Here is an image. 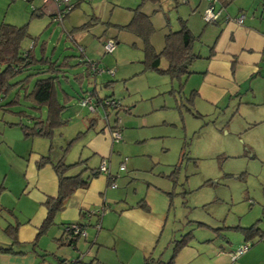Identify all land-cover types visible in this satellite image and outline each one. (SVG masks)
<instances>
[{
  "label": "rangeland",
  "instance_id": "obj_1",
  "mask_svg": "<svg viewBox=\"0 0 264 264\" xmlns=\"http://www.w3.org/2000/svg\"><path fill=\"white\" fill-rule=\"evenodd\" d=\"M51 1L0 0V20L18 26L26 24L28 33L38 36L34 46L37 56L43 40L46 54L53 59L72 55L74 66L67 69L68 81L61 83L67 92L84 95L95 89L99 97L113 96L118 100L116 114L115 108H109V122L114 124L117 119L121 138L113 143L110 163L116 178L107 188H116L125 205L141 198L154 205L155 223L158 221L159 227L150 249L152 255L166 260L175 239L189 230L197 236L205 229L197 228V222H205L219 235H227L231 244L235 243V237L242 235L223 226H250L256 222L264 227V75L250 77L242 83L240 94L227 96L218 105H196L195 95L190 94L191 80L183 76L181 81L185 82L178 93V80L146 68L141 39L111 24H126L133 9L139 6L150 15L154 28L150 41L159 51L155 48V39L158 37L164 44V35L169 28H179L180 19L196 17L199 33L202 26L211 24L198 12L200 0H178L177 3L174 0H72L79 2L70 13H74L77 24L85 22L87 27L71 32L67 31L70 27L65 22L64 29L63 21L51 20L48 14V8L53 9ZM31 5L45 7V14L32 16ZM109 36L114 38L117 47L113 52H106L103 47ZM203 36L209 37L207 33ZM199 39L194 43L196 52L202 51ZM31 42V37L24 38L22 49L29 48ZM79 47L84 57L97 61L100 68L113 69L116 74L102 72L80 81L75 79V73L85 71L84 64L80 63ZM38 69L41 67L37 65L24 70L13 81L34 74L27 85L30 87L36 78L44 76ZM13 94L14 91L0 101V181L5 180L7 188L16 192L23 184L27 164L16 149L19 142H34L33 138L23 137L17 124L6 123L18 120L4 110V103ZM7 108L38 114L22 98L20 104ZM40 114L44 117V108ZM95 114L97 120L92 127L87 119ZM64 116L68 122L54 133L51 150L57 153L59 148L66 162L83 160L82 166L73 167L78 170L85 165L97 167V153L80 151L86 134H94L105 126L101 106L93 114L74 97ZM109 136L106 127L102 135L104 143L109 142ZM120 161L125 164L122 170L118 169ZM99 176L106 178V173L101 172ZM3 192L4 200L10 193Z\"/></svg>",
  "mask_w": 264,
  "mask_h": 264
},
{
  "label": "crops",
  "instance_id": "obj_2",
  "mask_svg": "<svg viewBox=\"0 0 264 264\" xmlns=\"http://www.w3.org/2000/svg\"><path fill=\"white\" fill-rule=\"evenodd\" d=\"M177 1L174 0L175 3ZM51 2L53 9L48 8L50 17L57 9L56 4ZM207 4V0L199 1L200 16ZM32 6L39 8L34 5H31V8ZM213 6L215 11L219 10L217 19L207 22L211 23L207 26H202L200 33L197 30L198 19L190 18L191 15L186 17V23L191 32L201 39L204 37V40L199 39L202 51H198L200 57L196 59L197 61L195 60L197 63L191 73L194 76H188V80H191V90H196L195 104L201 106L218 105L227 96L240 94L242 83L250 77L264 75V0H232L224 6L219 0H215ZM40 8L41 15L45 14V7ZM240 14L243 15L241 23L232 20V17ZM226 16H230L231 19L225 20ZM64 22L70 27L67 30L69 32L75 31V27L83 24L75 22L73 12H69L64 17L62 26L65 29ZM204 33H207L209 37L203 36ZM162 47L163 41L160 42L157 37L155 48L160 51ZM166 65L167 60L161 57L160 66L166 67ZM115 74L116 72L113 73ZM57 96L61 99L59 92ZM109 108H115V114L117 113V107L114 106L102 109L103 118L106 120L104 128L107 123L109 127L118 124L117 119L114 124H110ZM92 113L94 114L95 111ZM93 117L91 125L89 120ZM96 120V114L90 115L87 123L93 127ZM104 128L102 127L94 134H86L82 141L83 149L80 152L82 153L85 149L89 153H97L99 163L105 158L112 174L110 161L115 141L109 136V142L104 143L102 139ZM34 138L32 144L24 143L25 141L19 142V147L16 149L27 161L21 188L14 192L12 188H7L5 180L0 181V247H10L9 251L0 250V264H71L75 260L79 261L77 264H142L147 256L159 257L163 264H169L172 251L166 260L160 256H153L150 251L159 227L158 221L155 223L154 205L142 198L125 205L120 192L116 188L108 189L107 179L99 176L100 173L91 179L86 188L77 189L67 198L64 209L57 212L53 224L38 234V229L46 216L44 201L47 196L57 194L58 181L49 163L37 167L36 162L45 154H49L52 161L63 157L66 162V159L58 147L57 153L51 150L54 139L51 138V141L48 138L40 139L44 137ZM58 143L59 147H62L60 141ZM67 163L71 162L67 161ZM79 170L71 168L68 174H74ZM3 191L10 193V196L4 200L2 199ZM141 201H145L147 207L140 206ZM103 206H105L104 209H102ZM89 211H100L98 229L93 227L97 216L87 215ZM262 214H264V207H262ZM77 222L88 223L87 235L79 236L70 242L69 240L71 238L73 240L74 237L65 232V226ZM201 223L203 224H199L197 228L202 227L206 231L203 229L197 236L193 234L177 251L171 264H264V239L254 240L246 252L232 259L230 252L246 241L244 236L241 234L242 237H235V243L231 244L227 235H219L212 226L205 222ZM257 226L264 230V227L259 226L258 223Z\"/></svg>",
  "mask_w": 264,
  "mask_h": 264
},
{
  "label": "trees",
  "instance_id": "obj_3",
  "mask_svg": "<svg viewBox=\"0 0 264 264\" xmlns=\"http://www.w3.org/2000/svg\"><path fill=\"white\" fill-rule=\"evenodd\" d=\"M25 1L30 2L31 0ZM149 1L157 2L159 0ZM219 1L222 6H224L232 0ZM78 2L79 1L71 2V10L78 4ZM41 12L42 9L40 7H34L31 9L32 15H41ZM111 24L118 29L130 31L139 37L141 39V47L144 54L142 61L146 68L161 75H168L170 79L178 80L179 88L176 89V91L181 93L183 83L185 82V80L184 82L181 81V78L186 76L187 80L188 76L193 73V70L190 69L192 63L200 57L199 53L194 50V43L199 37L191 32L186 20L180 19L179 28L175 30L168 29L167 33L164 35V44L160 51H156L150 41V36L154 30L150 15L144 13L139 6L133 9L131 19L126 24ZM26 26V24L18 26L5 21L0 22V101L14 91L11 98L4 103V107H6L4 110L17 116L18 120L15 122L6 121V123L17 124L25 138L31 139L34 137H44L51 139L56 130L68 122V118L64 116V112L73 98L77 97L79 101V99L87 95L88 92L84 95H74L62 88V81H68L66 74L68 67L74 66L71 60L72 55H65L62 59H53L46 54V41L43 40L39 46L40 54L37 56L35 54L34 46L37 45L38 36L32 37L28 33ZM86 27V23H83L78 27H75V29L80 30ZM27 37L32 38L31 44L34 45H31L24 50L21 47V42ZM79 56L81 58L80 63H83L85 66V71H80L74 74L73 77L78 81L83 77L93 74L90 64L87 62L88 60L84 58L82 52ZM161 56H164L167 60L166 67L160 66ZM37 65L41 67V70H39V68L38 72H43L44 76L36 78L33 81L32 86L29 87L27 85L33 78L34 74L26 75L23 80L13 81V78L16 75ZM20 88L23 90H20ZM195 91V89L190 91L191 96ZM58 92L61 94V99L57 96ZM89 93L96 109L99 106H101L102 109L107 108L108 106L104 104V101L106 99H113L111 96H97L95 89L90 90ZM21 98L27 103V107L38 111V114H29L24 109L14 111L7 108L20 104ZM115 101L117 102V100ZM114 107L118 108V106ZM42 108L45 110L44 117L40 114ZM93 120L94 117L89 120L91 125L93 124V122H91ZM51 147L52 145L50 148ZM46 163L51 165L57 176V194L55 196H47L44 201L46 216L38 229V234L44 232L51 224H53L57 212L64 209L67 198H69L77 189L86 188L91 179L101 173L99 166L91 168L84 166L78 172L68 174V171L71 168L80 166L85 162L78 159L72 163H67L63 157L52 161L49 154L42 155L36 162V165L37 167H41ZM85 172L87 173L85 174ZM115 178L116 175L111 174L109 171L108 175L106 174L107 186L112 185ZM139 205L147 207L145 201L139 202ZM105 206H103L102 209H104ZM82 214L84 215V212H82ZM95 215L99 217L100 211ZM197 223L203 224L201 222ZM76 224H82V222H77ZM223 227L239 231L244 236L245 240H250L251 243H253L254 240L264 239V230H261L257 226V223H252L250 226H241L237 224L235 226ZM8 232L10 233V231ZM11 235H14V233ZM192 235V230H189L187 233L182 234L180 239L174 240L171 257L168 261L169 264L173 263V258L177 251L187 243ZM73 237V240L72 238L69 240L70 242L78 238L79 235L75 234ZM13 239L16 240L14 236ZM0 250L9 251L10 247H0ZM78 262L79 261L75 260L71 264H77ZM163 263L164 262L159 257L154 258L152 256H147L142 264Z\"/></svg>",
  "mask_w": 264,
  "mask_h": 264
},
{
  "label": "built area",
  "instance_id": "obj_4",
  "mask_svg": "<svg viewBox=\"0 0 264 264\" xmlns=\"http://www.w3.org/2000/svg\"><path fill=\"white\" fill-rule=\"evenodd\" d=\"M44 2L46 0H43ZM54 2V4H56L57 9L56 12L52 15L51 20L58 22V23H62L64 17L67 15V13L71 10V0H52ZM208 4L207 6L203 9L202 13H201V18L205 21V22H213L217 19V16L219 14V10L215 11L214 10V6L213 3L215 2V0H207ZM62 6L61 8L58 6ZM32 8H34L32 6ZM231 19L230 16H226L225 20H229ZM232 20H234L237 23H241L243 21V15H237L235 17H232ZM103 47L105 49L106 52H112L115 48V41L113 38H107L104 42H103ZM80 51H82L83 53V49L82 47H79ZM84 56V54H83ZM85 59H87L90 64L91 70L93 72V74H97V73H102V72H108L110 74H113V69H109V68H100L98 67V63L97 61H91L90 59L84 57ZM79 102L82 106H85L89 111L94 112L96 110L95 105L93 104L91 97H90V93L88 92L87 95L83 96L81 99H79ZM104 104L107 106H117L118 103L112 99H106L104 101ZM106 127L109 130V134L111 136V139L113 141H118L121 138L120 135V126L116 123L113 127H109V124L107 123ZM124 162H120L119 164V170H122L124 168ZM99 170L101 172H104L108 175L109 173V168H108V162L105 158H103L100 163H99ZM113 185V184H112ZM99 211H89L87 213V215H92V214H96ZM87 226L88 223L84 222L82 224H76V223H71L65 226V231L68 234H71L72 236H74L75 234L85 237L87 235ZM95 226L97 227V229L99 228V217L97 216V221L95 223ZM251 246V242L250 241H244L243 243H241L239 246H237L233 251L230 252L231 258L235 259L238 256H240L242 253L246 252Z\"/></svg>",
  "mask_w": 264,
  "mask_h": 264
}]
</instances>
